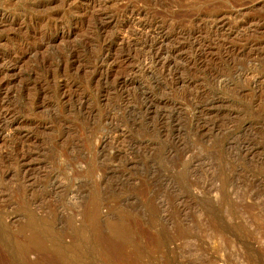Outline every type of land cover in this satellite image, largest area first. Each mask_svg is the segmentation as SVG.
Listing matches in <instances>:
<instances>
[{"label": "rangeland", "instance_id": "1", "mask_svg": "<svg viewBox=\"0 0 264 264\" xmlns=\"http://www.w3.org/2000/svg\"><path fill=\"white\" fill-rule=\"evenodd\" d=\"M48 251L264 264V0H0V264Z\"/></svg>", "mask_w": 264, "mask_h": 264}, {"label": "bare ground", "instance_id": "2", "mask_svg": "<svg viewBox=\"0 0 264 264\" xmlns=\"http://www.w3.org/2000/svg\"><path fill=\"white\" fill-rule=\"evenodd\" d=\"M94 206H96V205H94ZM96 208V207H95ZM91 209H92V207H91ZM90 209V210H91ZM93 209H94V207H93ZM92 209V210H93ZM91 210V213H93L92 214V217L93 218H95L93 215H94V213H95V215H96V220H97V213L95 212L96 210L97 211H99L97 208L96 209H94L95 211L93 212ZM90 212V211H89ZM99 213V212H98ZM87 214H89L88 212H87ZM89 215H91V214H89ZM89 217V216H88ZM93 218H90V219H92L93 220ZM127 219V218H126ZM95 220V221H96ZM94 221V220H93ZM124 221V220H123ZM123 221H120V222H118V224H115L114 223V226H111V228L112 229H110V231H109V233L108 234H103V232H101V236H100V231H99V233H96V232H98L97 231V228L94 226V228H96V234H99V236L101 237H99L98 238V235H97V237H96V239L98 238V240L100 239L102 242H103V244H104V246L106 245L108 248H110L111 249V251L113 252V253H111V254H114V255H119V256H121V252H123L122 251V249H124L123 247L125 246V244L126 243H128L129 242V236L131 235L130 234V232L132 231H130V229H132V228H130L129 229V225L130 224H128V222H127V224L128 225H126L125 223H123ZM125 221H127V220H125ZM95 223V222H94ZM93 225V224H92ZM95 225H96V223H95ZM111 225H113V224H111ZM97 226V225H96ZM99 226V225H98ZM110 228V227H109ZM99 229V228H98ZM101 230H102V228H100ZM99 229V230H100ZM133 230H134V228H133ZM94 231H95V229H94ZM133 232V231H132ZM94 233V232H93ZM36 234V233H35ZM103 234V235H102ZM38 234H36V235H33V236H31V240H33L34 241V243L31 241V243H33L34 245H36V246H43L42 244H43V240L41 239V238H43V237H39V236H37ZM93 236V237H94ZM94 237V238H95ZM98 240H97V243H99L100 244V242H98ZM96 241V240H95ZM44 243H45V241H44ZM22 244V243H21ZM21 244H19V245H21ZM102 244V243H101ZM30 245V244H29ZM40 246V247H41ZM97 247V246H96ZM18 248V247H17ZM43 248V247H42ZM101 247H99V249H100ZM102 249V248H101ZM44 250V249H43ZM104 250H106V249H104ZM109 250V249H108ZM27 251V250H26ZM107 251V250H106ZM23 252H25L24 250H23ZM45 252V251H44ZM51 252V251H50ZM50 252L48 251V254H46V256H45V261L42 263H39V261L37 262L36 260H33V261H36V262H30L31 264H74V263H72V261H70V262H68L69 261V259H68V261L66 260H64V261H62V260H60V259H58L59 258V256L58 255H62V254H59V253H57V255L56 256H58V258H56L54 255L52 256V254L50 255ZM54 252V251H53ZM101 252V251H100ZM43 253V252H42ZM46 253V252H45ZM105 253H107V252H105ZM54 254H55V252H54ZM23 255V254H22ZM64 255V254H63ZM62 255V256H63ZM123 255V254H122ZM44 256V255H43ZM61 256V257H62ZM25 257V256H24ZM23 257V258H24ZM114 257V256H113ZM2 259V258H1ZM62 259H64L63 257H62ZM73 259V258H72ZM77 259V258H76ZM27 260V259H26ZM25 260V258H24V261L25 262H27ZM30 260V259H29ZM29 260H28V263H29ZM74 260V259H73ZM78 260V259H77ZM5 261V260H4ZM31 261V260H30ZM41 261V260H40ZM43 261V260H42ZM27 263V264H28ZM29 263V264H30ZM4 264V263H3ZM79 264H80V262H79Z\"/></svg>", "mask_w": 264, "mask_h": 264}]
</instances>
